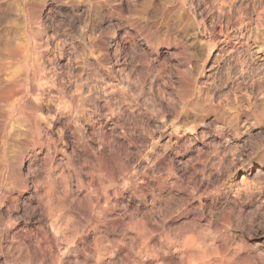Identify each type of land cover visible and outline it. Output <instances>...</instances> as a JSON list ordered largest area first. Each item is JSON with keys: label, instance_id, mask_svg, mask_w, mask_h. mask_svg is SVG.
Segmentation results:
<instances>
[{"label": "clouds", "instance_id": "obj_1", "mask_svg": "<svg viewBox=\"0 0 264 264\" xmlns=\"http://www.w3.org/2000/svg\"><path fill=\"white\" fill-rule=\"evenodd\" d=\"M0 264H264V0H0Z\"/></svg>", "mask_w": 264, "mask_h": 264}]
</instances>
